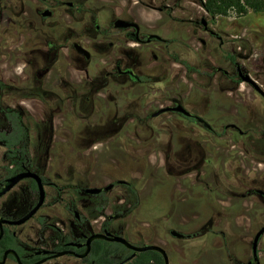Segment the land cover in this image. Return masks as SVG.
Listing matches in <instances>:
<instances>
[{"label": "rangeland", "instance_id": "374dc122", "mask_svg": "<svg viewBox=\"0 0 264 264\" xmlns=\"http://www.w3.org/2000/svg\"><path fill=\"white\" fill-rule=\"evenodd\" d=\"M2 1L0 0V5H4ZM60 1L77 3V0ZM100 1L99 5L114 4L113 1H116L117 6L121 8H127L130 4L133 8L141 7L136 0ZM145 1L153 3L152 0ZM190 1L187 2L189 5L203 11V0ZM1 8L3 10L4 7L1 6L0 10ZM154 13L159 16L157 11ZM6 15L4 10L0 16V80H14L21 89L23 84L19 81L23 74L19 71L24 60L20 59L17 63L15 60H9V65L14 67L10 68L7 67V59L2 56L10 42L19 39L13 29L11 34L6 30ZM215 25L224 41L222 46L220 40L215 42L217 67L228 68L235 73V64L228 62L232 58L246 69L264 91V16L250 11L239 17L230 13L227 16H216ZM79 26L82 25L78 23L74 27ZM51 28L52 37L58 43L63 41L70 29L66 24L60 23ZM193 43L198 45L194 40ZM195 52L192 46L190 50H181L189 59L194 58ZM60 65L61 63L57 64V70H64ZM9 69L10 72L7 71ZM57 70L54 67V72H41L42 84L38 89L32 87L33 90H29L28 86L33 82L31 79L27 82L28 88L21 92L34 95L32 99L17 100L20 89L18 92L0 88V107L9 103L23 109L27 124L28 149L33 153L40 150L42 157L48 144L60 143L58 148L61 153L72 147L81 148L87 141H98L90 150L85 151L90 155L75 153L67 158L63 168L61 163L53 161V174L62 172L60 184L65 181L64 177H68L64 172H74L76 175L72 180L76 181L78 172H83V176L87 169H90L91 177H96V181L91 180L88 185L104 186L116 179H125L132 183L130 188L116 184L108 191L109 201L104 206L103 214L90 221V228L99 229L108 214L114 215L115 209L118 208L117 201L126 199L125 203H130L131 210H127L120 219L115 220L111 227H123L125 236L136 245L155 243L163 246L169 255L170 264H183L194 259L200 262L207 250L217 254L219 264L225 261L226 264H245L252 255L253 236L264 224V97L250 84L239 78L229 82L219 72L216 75L214 72H206L212 76L203 73L197 79L183 81L186 90L189 89L190 83L196 86L192 99L185 98L187 109H195L210 123L213 129L210 131L201 124L194 126L176 115L166 117L164 114L162 119L145 117L164 104L162 95L167 87L163 90L159 81L153 83V88L147 89L138 84L130 88L129 80L126 79L127 81L117 87L119 93H116L112 86L107 87L116 95L120 112H123L125 106L129 108H126L127 112L133 116L127 124L119 126L118 122L112 121V104L106 109L88 110L81 98L78 111L74 115L70 113L69 107L61 111H51L50 106L55 105L56 97L50 95V90L61 92L60 84L64 78L68 80L71 75L69 80L76 84L84 75L83 72ZM170 73L172 75V72ZM31 74L38 76L37 72ZM55 77L59 78L60 83L57 85L54 82ZM178 80L181 78L177 76L172 80L171 76L166 79L164 85L170 86L166 91L176 89ZM227 85L234 88L225 92ZM73 89L75 86L71 85L63 92L71 93ZM41 94L45 95V98ZM101 95L104 96L103 93ZM226 95L229 101L225 98ZM103 99L105 105V97ZM191 100H195V103H190ZM27 104L32 107L30 111L25 107ZM40 116L44 118L43 122ZM165 118L171 120L169 131L167 130L169 133L164 129ZM2 121L3 114L0 110V124ZM186 124L189 130L185 129ZM229 124H235L246 131V134L238 133ZM177 130H180V133ZM70 140L72 144L69 145ZM2 152L0 148V165L6 162L3 161ZM208 159H211L210 162ZM42 163L44 164V161ZM87 165L88 168L85 169ZM193 170L197 171L190 172ZM70 190H63L64 199L54 208L59 217L53 214V220L59 225L60 217L65 221L72 217L62 209L72 196ZM164 190L165 195L162 196ZM260 191L263 193L260 194ZM242 194H246L245 198H241ZM211 196L215 199L232 196L231 201L235 205L238 204L234 213L240 211L241 214L233 219L226 215L227 210L221 206L209 207ZM179 197H186L188 200L179 203ZM198 202H201L199 209L196 205ZM125 203L122 204L123 208H126ZM220 203L228 206L229 201L221 200ZM92 205L89 201L78 200L76 209L87 213L86 208ZM196 208L201 212V216L193 222V228L201 234L189 239L172 235L170 230H188L183 224L192 219V212ZM208 220L213 225L211 231L209 227H202ZM53 233L48 227L45 231L46 238H52ZM258 247L261 264H264V233L260 237Z\"/></svg>", "mask_w": 264, "mask_h": 264}, {"label": "flooded vegetation", "instance_id": "af4514ba", "mask_svg": "<svg viewBox=\"0 0 264 264\" xmlns=\"http://www.w3.org/2000/svg\"><path fill=\"white\" fill-rule=\"evenodd\" d=\"M2 2L4 5H0V7L3 6L4 8L3 10L1 8L0 16L5 10L7 14L5 16L6 30L11 34L13 29V33L18 35L19 38L10 42L2 56L5 60L7 59L6 64L10 68L14 67H12V64L9 65V60H15L16 63L20 59L24 60V64L19 71L23 74L19 81V83L23 84V88L20 89V85H17L14 80H0V83L4 85V87L0 86L2 90L7 89L8 91L19 92L20 89V95L16 97L17 100L32 99L34 95H27L21 91L26 90L28 87L29 90H33L32 87L40 88L42 84L41 72L53 71L54 67L57 70L58 63H61V68H64V70L58 69L57 71L59 72H83L84 74L83 78L79 79L76 84L69 80L71 75L68 74L69 79L64 78L61 81V92H58V90L52 92L50 90V95L56 97L55 105L50 106V110L54 112L69 107L71 109L70 113L74 115L78 111L80 99L83 98L88 110L106 109L112 104L114 110L112 121L118 122V125L122 126L127 124V121H130L133 116L130 112H127V107L125 106L123 107V112H120L116 95L109 91L107 87L112 86L116 89L115 92L119 93L120 91L117 90V87H120L123 81H127L126 79L129 80L130 88H134L138 84L147 89L154 86L153 83L161 81L163 90L165 87L167 88L162 95L164 104L160 105L159 108L174 107L180 104L189 114L186 115L176 110L157 113L158 108L154 112L146 114L145 117L159 119L164 114H166V117L176 115L194 126L201 124L206 129L213 131L210 123L195 109H187L184 102L185 98L192 99V93L195 91L196 86L194 87L190 83L189 89L186 90L183 81H192L199 78L200 74L203 73L210 77L212 76L206 72H214V75L219 72L229 82H233L235 78L244 81L242 76L249 75L246 69L232 58L228 62L231 65L235 64V73H232V70L228 68L217 67L215 42L220 40V46H222L224 41L221 39L222 36L215 25L216 16L210 15L203 6L201 7L202 12L197 10L187 3L191 2L190 0H152L153 3H148L145 0H136L141 6L159 12L160 16L157 19L147 20L143 19L137 7L133 8L130 4L127 8H121L117 6L116 1H113L114 4L107 5L104 3L99 5L100 0H77V3L60 0H3ZM58 23L66 24L70 28L66 37L59 43L52 37V32L50 31L51 27L57 26ZM78 23L82 26L75 28L74 26ZM193 40L198 45H194ZM191 46L196 52L194 58L189 59L181 53V50H190ZM7 71L10 72V69ZM31 72H37L38 76H33ZM170 72H172V75ZM233 75L235 76L233 77ZM170 76L171 80L174 76L180 77L181 80H178L176 89L166 91L170 86H165L164 81L168 80ZM30 79L33 83L26 87ZM54 82L56 85L57 83L59 84V78L55 77ZM71 85L75 86L71 93H68V91H66L67 93L63 92ZM233 88L234 86L227 85L224 91L227 92ZM253 89L264 97L255 88ZM44 94L47 95V92L44 91ZM45 95L41 94L43 98H45ZM104 97L106 100L105 105L102 101ZM225 98L229 101L227 95ZM190 103H195V100H191ZM25 107H27L28 111L32 108L30 104ZM5 108L17 110L20 113V119L26 132L27 149L23 158L17 155L9 156L6 154L5 146L0 144V148L3 151V161H6L4 162L5 164L0 165V223L3 228L0 236V264H91L90 256L93 252L94 242L103 239L92 240L89 244L88 252L85 255L82 254L87 248V238L95 232L109 231L112 234L121 235L133 243L125 236L123 227H111L115 220L120 219L127 210H131V207H129L130 203H125L126 199L117 201L118 206L116 207L118 208L115 209L114 215L108 214L105 220L101 222L99 229L93 230L89 226L92 219L103 214L104 208L98 215L93 218L90 217L94 213L96 206L102 202V194L107 197L106 205L109 201L108 191L113 189L116 184L126 186L129 181L116 179L109 183L112 186L108 189L104 188L106 185H88L91 180L92 182L96 181V177L90 176V169H87V165L85 166V169H87L85 174L82 176L83 172H78V180L76 181L72 180L76 175H74V172H64L68 177H64L65 181L60 184L59 181L62 182L61 178H63L62 172L58 171L53 174L51 170L53 161L61 163L63 168L67 158L74 156L75 153L80 155L82 152L83 155H90L85 151L90 150L98 141H87L81 148L72 147L68 151H62L61 153H59L61 150L58 148L60 143L48 144L46 145L48 148L44 151V157H42L40 150L33 153L28 149L29 142L25 112L20 106L7 103L0 107L3 114L0 131L7 129ZM40 120L43 122L44 118L40 116ZM163 121L165 124L164 129L169 133L171 120L165 118ZM230 127L242 135L246 134V131L241 130L238 126ZM71 142L72 140L69 141V145L72 144ZM20 145L21 143L15 147L19 148ZM54 146L56 148H53ZM42 161H44V164ZM26 171L37 173L41 177L45 193L43 203L32 214L29 213L39 198L38 186L32 177H24L9 189H5L10 177ZM194 171L197 170L190 172ZM119 180H123V182H119ZM65 188L71 189L69 193L72 196H70L67 204L62 209L72 217L69 221H65L60 217V226L57 221L53 220V214L59 217L55 214L54 208L63 201L62 192ZM87 188H99V191L87 192ZM262 193L260 191V194ZM246 194H242L241 198H245ZM231 197L226 199L217 198L216 201L218 203L221 200L229 201L228 207H232L234 203L231 201ZM48 198L50 200H47ZM78 200H86L93 205L86 208L87 213L79 212L76 209ZM187 200L186 197L178 198L179 203H184ZM123 203H125L126 208H123ZM196 205L200 207L199 202ZM215 206L213 205L212 207ZM197 208L194 209L192 219L189 220L192 222L188 221V223L183 224V226L188 228L189 232H180L183 233L181 238L201 234L199 230L193 228V222H196V219L200 217V212ZM229 214L227 209L226 215ZM239 215H236V217ZM212 226L211 221L208 220L202 227H209L211 231L213 229L211 228ZM48 227L54 231L52 238H46L45 231ZM108 242L121 244L114 241ZM121 245L123 246V251L118 250L113 256L117 261L116 264H135L138 252L127 259L133 254V251L123 244ZM8 250H13L14 252ZM7 251L6 257L3 258L4 253ZM257 252L259 264H261L258 246ZM252 258L253 256L251 255L245 264ZM168 259V264H170L169 255ZM147 264L157 263L154 260H150ZM162 264H164V260Z\"/></svg>", "mask_w": 264, "mask_h": 264}, {"label": "trees", "instance_id": "16d2710c", "mask_svg": "<svg viewBox=\"0 0 264 264\" xmlns=\"http://www.w3.org/2000/svg\"><path fill=\"white\" fill-rule=\"evenodd\" d=\"M202 6L213 16H227L230 13H234V15L239 17L247 14L249 11L264 16V0H203ZM0 86L4 87L2 83H0ZM4 113L6 116L7 129L0 131V144L5 146L6 154L9 156L17 155L23 158L27 147L25 141L26 132L20 119V113L17 110L10 108H5ZM185 129L189 130L188 124L185 125ZM177 132L180 133V130H177ZM19 143H21L20 147H15ZM210 160L211 159H208L207 161L210 162ZM131 185V182L126 184L129 188ZM131 190L136 192L133 189ZM102 195V202L96 206L94 213L90 215L91 218L101 213L104 208L107 197L104 194ZM164 195L165 190L162 193V196ZM162 198L166 199L165 197ZM134 205L136 204L134 203ZM118 250L123 251V246L121 244L96 240L93 245L90 262H92L91 264H116L117 261L113 256ZM150 260H154L157 264L163 263L161 254L154 250L138 252L134 263L147 264Z\"/></svg>", "mask_w": 264, "mask_h": 264}, {"label": "water", "instance_id": "95a60500", "mask_svg": "<svg viewBox=\"0 0 264 264\" xmlns=\"http://www.w3.org/2000/svg\"><path fill=\"white\" fill-rule=\"evenodd\" d=\"M242 79L244 81L248 82L249 84H251L253 86V88H255L259 93H261L264 96V91L261 90V88L258 86V84L249 75H247V74L243 75ZM168 110L180 111L186 115L189 114V112L180 104H178L174 107L168 106V107H164V108H159L157 110V113L168 111ZM229 125L230 126H236L235 124H229ZM24 177H32L36 181L37 186H38L39 198H38L36 205L34 206V208L29 213V214H32L43 203L44 196H45L41 177L37 173L26 171V172L16 174V175H14L8 179V183H7L5 189H9L10 187H12L15 183H17L20 179H22ZM119 182H123V180H119ZM111 186H112V184H108L104 188L108 189ZM86 191L87 192H98L99 188H87ZM2 231H3V228H2V225L0 223V236L2 234ZM170 233L172 235L177 236V237L183 236L182 233H180L176 230H171ZM263 233H264V224L256 231V233L253 236L252 243H251L253 258H252V260H249L246 264H259L257 246H258L259 238ZM94 239H103V240L114 241V242H119V243L123 244L125 247H127L133 251V254L131 256H129L127 259L131 258L137 252H141V251H145V250H154V251H157L158 253L161 254V256L163 257V260H164V264L169 263L167 252H166L165 248L162 247L161 245L155 244V243L135 245V244L129 242L125 237H123L121 235L112 234L109 231L95 232V233L91 234L87 238V241H86L87 248H86V251L84 252V254H82V255H85L88 252V250L90 248L89 244ZM8 251L14 252L13 250H8ZM8 251L4 253L3 258L6 257Z\"/></svg>", "mask_w": 264, "mask_h": 264}, {"label": "crops", "instance_id": "0c3cea01", "mask_svg": "<svg viewBox=\"0 0 264 264\" xmlns=\"http://www.w3.org/2000/svg\"><path fill=\"white\" fill-rule=\"evenodd\" d=\"M137 9L139 10V12L141 13V16L143 17V19H145V20H147V19H157L159 16H160V14H159V16L157 17V16H155V11L153 10V9H150V8H147V7H143V6H141V7H137ZM159 13V12H158ZM131 168V167H130ZM213 199V200H212ZM201 203V202H200ZM203 203H204V200H203ZM209 203V207H212L213 205H216V207L218 206H221L224 210H227L228 209V212L230 213L229 214V217H231V218H235L236 217V215H238V214H241V212H238V213H234L237 209H236V206L238 205L237 203H236V205H235V203L233 204V206L232 207H228V206H223L221 203L219 204L217 201H216V199L215 198H213V197H211V201L210 202H208ZM201 205V204H200ZM228 207V208H227ZM227 208V209H226ZM198 209H199V207H198ZM232 214H233V216H232ZM205 215H207V214H205ZM200 216H201V212H200ZM261 227V226H260ZM195 230H197L196 228H195ZM189 232V230H185V232L184 233H188ZM183 234V233H182ZM211 235H212V233H211ZM177 237V236H176ZM181 237H183V236H181ZM181 237H178V238H181ZM190 237H194V236H190ZM190 237H186V238H190ZM204 259L202 260V261H200V262H197L195 259L193 260V261H191V262H187V263H183V264H219L218 263V258H217V254L216 253H213L211 250H207V251H205L204 252ZM221 264H226V261L225 262H222Z\"/></svg>", "mask_w": 264, "mask_h": 264}]
</instances>
